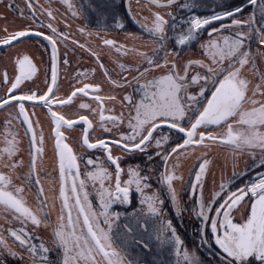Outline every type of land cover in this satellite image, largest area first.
<instances>
[{"label": "snow or ice", "instance_id": "obj_1", "mask_svg": "<svg viewBox=\"0 0 264 264\" xmlns=\"http://www.w3.org/2000/svg\"><path fill=\"white\" fill-rule=\"evenodd\" d=\"M58 3L64 13L53 0H0V48L8 50L0 57V219L20 225L0 224V264H142L130 256L133 246L168 251L175 264H264V0L220 2L203 16L196 0H148L144 16L129 3L123 16L111 12V30L140 42L132 47L109 37L108 27L78 26L86 38L76 37L67 21L84 18L83 9ZM89 7L108 18L106 6ZM7 12L25 23L10 27L16 20ZM128 16L146 39L127 32ZM25 43L43 49L38 62L18 48ZM193 45L195 58L185 54ZM78 50L95 60L101 80L77 72L61 94L60 68ZM37 109L48 122L57 179L46 171ZM192 156L186 181L182 158ZM132 157L140 162L125 168ZM244 157L251 163L239 170ZM185 214L197 222L194 250L173 222Z\"/></svg>", "mask_w": 264, "mask_h": 264}, {"label": "flooded vegetation", "instance_id": "obj_2", "mask_svg": "<svg viewBox=\"0 0 264 264\" xmlns=\"http://www.w3.org/2000/svg\"><path fill=\"white\" fill-rule=\"evenodd\" d=\"M131 1L137 3V0H129L127 5H125V0H91L92 3H95L97 5H104L108 8V12L106 13L108 18L105 19L104 16L98 15L97 13L91 11V9L89 7L90 0H73V2L77 5L78 8L83 9L84 18L79 19V20L72 18V20H70L71 18H70V14H69V19L67 22L71 23V25H72L70 31L76 37L84 39L86 37H80V34L77 31L78 26H85L87 29L92 30L93 33H95V30L98 28L102 29L104 27H108L110 29V31L107 33V35L109 37H115L118 39V41H121V42L127 40V43L129 46V42H132V40L127 39V33L126 32L121 31L119 29L114 30V31L111 30L114 27V25L112 23V19H111V12L115 11L120 16H123L127 12L128 5H129V3H131ZM16 2L21 4V6H24V0H16ZM40 2L46 3V0H40ZM53 2L60 9V13H64L65 10L58 3V0H53ZM140 2L148 4V2H145V1L140 0ZM180 2L183 3L184 0H180ZM220 2H223L225 4H232V3H239L240 0H196V3L199 5V7L196 8L195 11L202 16L208 15L211 12V10ZM175 11L177 13H179L180 9L177 8V9H175ZM5 12H6V9L4 8V6L2 4H0V13H5ZM6 14L9 16L10 20H12V19L16 20V24L10 25V27H15V26L22 25L25 23L24 20L19 19L17 12H7ZM25 15L27 16V12L25 13ZM41 19H44V18L41 17ZM57 19L62 21L60 23L59 27L61 29H64L63 17L59 13L57 14ZM257 21L259 22V17H257ZM45 22H47V21H45ZM0 23H2V22H0ZM125 23H126L127 32L136 33L139 36H143L145 39L147 38L146 34L141 32L139 26L137 24H135V22L131 16L127 17V20L125 21ZM134 31H136V32H134ZM102 34H104V33H102ZM205 39H206V37H205ZM44 43H46V42H44ZM94 43H96V42L94 41ZM61 50H63L62 45H61ZM7 51H8L7 49L0 48V57L2 56V54L6 53ZM105 51H107V50H105ZM41 52H43V49H41L40 52H38V53L41 55ZM49 52H50V48H49ZM185 54L187 56H192L194 58L198 57L199 56V46L193 45V47L191 49H188ZM72 57H73V59H77L80 64L74 65V61L71 59L70 66L60 68V76H59L58 83L60 85L62 79L64 78V89H66V91L68 90L70 83L76 82L77 72H86L87 73V80H89V81L101 80V73L99 71H97L95 73L92 72V69L97 68V64H96L95 60L92 57H90L87 52H83V51L78 50L76 54L71 56V58ZM129 57H131V56H129ZM129 57H125V58H123V60L125 62L129 63ZM43 58L45 61H47L49 59V53H47V52L43 53ZM104 59L107 62V56H105ZM108 64H109V67L115 68V66L111 65L110 62H108ZM43 68H42V72H41L42 77H43ZM118 71H119V69L116 68L115 71L113 72V75H116V72H118ZM84 99L87 100L88 98H84ZM65 111H69V110L65 109ZM20 131L22 133L23 129L21 128ZM46 131L47 130H45L44 133H46ZM78 131L79 130H77V132L72 133V135L73 136L77 135ZM97 132H99V129H97ZM48 139H49V145L52 148V141L49 138V131H48ZM27 147H28V143H27V146H24V148H25V160H27ZM219 151L220 150L218 149L217 150L218 154H216L217 155L216 157H214L215 153L213 154V159L215 161L217 158H219V156H218V155H220ZM49 157H51V159L53 160V153H51V155ZM140 159L141 158H138V157L129 158V159L124 161L123 166L125 168H127L129 163H131L132 161L139 163ZM247 163H251V161L248 160ZM195 164H196V160H195L194 156L189 157L187 159L182 158V171H183V175H184L186 181L189 179V171L193 168V166ZM45 166H46V171L48 173L53 174L52 178L57 179L58 173L53 172V168H54L53 161L45 163ZM81 168L83 170L84 166L81 165ZM213 169L216 173L217 181H219L220 167L217 168V165L215 166V164H214ZM124 178H126V177H124ZM208 181L210 184L211 183V177H208ZM236 182L239 183V180H237ZM152 183L155 187L156 182H155L154 178L152 180ZM44 186H45L46 192H48V194L51 196L52 193H51V191H49L50 185H49V182L47 180H45ZM90 191H91V189H90ZM181 194H183V193H181ZM93 196H94V194H93ZM27 198L29 199L30 202L32 200H34V197L32 196L31 193L28 194ZM138 200H139V194H135V201H138ZM137 206H139L138 203H137ZM114 208L118 211H122V206H120V205H114ZM58 209H59V201L56 202V210L52 211V213H51V216H50V222L51 223L55 222ZM169 218H172V217L170 216ZM173 222H174V225L177 227L179 234L181 236L183 235L182 238L184 239L185 244L190 249L194 250L196 248V245H198V243H199L198 235L196 233V223L197 222L194 220V218L190 219L187 216V214H185L182 221L180 219H174ZM0 224H2L3 227H9V226L19 227L20 226L18 222H12L11 224H5V223H3L2 219H0ZM39 234L44 236L45 238L49 235V233L46 232L43 228L39 230ZM201 251H204V250L201 249ZM129 253L133 259L140 260L142 262V264H175V258L170 252H168V251L161 252L159 249H157L155 247H153L151 251H147V250H144L142 247L133 246L132 248H130ZM206 255H207V253H206ZM11 264H15V262L13 261V262H11Z\"/></svg>", "mask_w": 264, "mask_h": 264}, {"label": "rangeland", "instance_id": "obj_3", "mask_svg": "<svg viewBox=\"0 0 264 264\" xmlns=\"http://www.w3.org/2000/svg\"><path fill=\"white\" fill-rule=\"evenodd\" d=\"M147 5L148 4H145V3H142V2H140L139 5H138L137 3L131 1V6H132L133 13H135L138 16H144V15L148 14ZM70 20H72V18ZM135 24H137V23L135 22ZM139 43H140L139 41L129 42V47H132L134 44L135 45H139ZM18 48H22V49H25L27 51L32 52L35 55V57H36V61L38 62L40 60V56L41 55L36 51L35 48L32 47L31 44L25 43V44H22V45H18ZM4 56H5V53L2 54L1 57H4ZM71 59L74 61V65H79L80 64L77 59H73V57ZM129 63H131V57H129ZM43 67L44 66H41V72H42V68ZM41 72L38 73V75H40V79H41V81H43L44 76L43 77L41 76ZM59 86H60L61 94L66 91V89H64V78L62 79V81H61ZM37 113L39 114V118L44 122V131L47 130L46 133H45L46 148H47L46 156H45V163H48L50 161H53L51 159V157H49L51 155V153H52V148L49 145V139H48V122L45 119V117L43 116L42 110L37 109ZM33 119H36V117H33ZM24 146H27V140L24 141ZM219 153H220V155H218L219 158H217L216 161H215V166L217 165V168L220 165H223V163H224V153L221 150L219 151ZM216 154H217V152L215 153L214 157L217 156ZM248 160L249 159L247 157H244V158L241 159V162H240V165H239V170H243L245 168V163L248 162ZM220 171H221V169H220ZM231 171H232V168H231V163H230V160H229L227 168L224 169L225 176L227 177L228 175H231Z\"/></svg>", "mask_w": 264, "mask_h": 264}, {"label": "water", "instance_id": "obj_4", "mask_svg": "<svg viewBox=\"0 0 264 264\" xmlns=\"http://www.w3.org/2000/svg\"><path fill=\"white\" fill-rule=\"evenodd\" d=\"M129 0H125V5H127ZM142 1H145V2H148V0H142Z\"/></svg>", "mask_w": 264, "mask_h": 264}, {"label": "trees", "instance_id": "obj_5", "mask_svg": "<svg viewBox=\"0 0 264 264\" xmlns=\"http://www.w3.org/2000/svg\"><path fill=\"white\" fill-rule=\"evenodd\" d=\"M134 32H136V31H134Z\"/></svg>", "mask_w": 264, "mask_h": 264}]
</instances>
